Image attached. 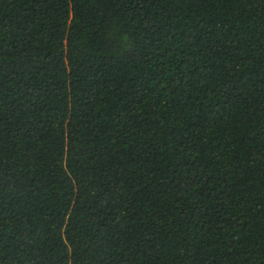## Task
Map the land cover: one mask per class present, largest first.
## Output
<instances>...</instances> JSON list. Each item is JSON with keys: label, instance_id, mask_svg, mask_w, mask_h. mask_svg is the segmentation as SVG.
<instances>
[{"label": "trees", "instance_id": "16d2710c", "mask_svg": "<svg viewBox=\"0 0 264 264\" xmlns=\"http://www.w3.org/2000/svg\"><path fill=\"white\" fill-rule=\"evenodd\" d=\"M0 264H264V0H0Z\"/></svg>", "mask_w": 264, "mask_h": 264}]
</instances>
